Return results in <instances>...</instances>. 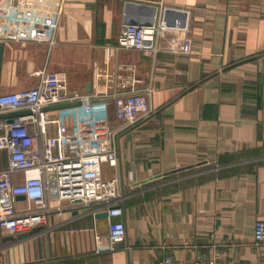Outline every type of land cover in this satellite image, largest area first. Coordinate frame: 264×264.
<instances>
[{
    "label": "crops",
    "instance_id": "obj_1",
    "mask_svg": "<svg viewBox=\"0 0 264 264\" xmlns=\"http://www.w3.org/2000/svg\"><path fill=\"white\" fill-rule=\"evenodd\" d=\"M60 3L0 0V94L48 72L72 91L111 93L134 73L152 112L119 132L117 166L103 164L118 178L127 234L111 249L102 205L65 200L28 235L3 236L0 264H264L254 238L264 219V0H64L52 38ZM155 14L157 50L108 52L123 24ZM185 40L189 52L172 48ZM93 99L118 126L113 98ZM76 110H49L60 120L50 133L71 132Z\"/></svg>",
    "mask_w": 264,
    "mask_h": 264
},
{
    "label": "built area",
    "instance_id": "obj_2",
    "mask_svg": "<svg viewBox=\"0 0 264 264\" xmlns=\"http://www.w3.org/2000/svg\"><path fill=\"white\" fill-rule=\"evenodd\" d=\"M61 3L64 0H60ZM49 24L52 36L57 32L60 12ZM157 14L151 22H128L121 26L117 44L108 52L120 49L154 51L159 47L160 24ZM3 21H7L4 9ZM176 52H189L191 41L173 45ZM134 71L132 66L120 67ZM105 72H96L97 80ZM134 73L130 74L111 93L78 92L69 89L66 78L57 72L44 74L39 83L30 88L0 94V114L21 109L31 113L8 118L0 117V155L5 153L7 165L0 168V240L6 234L29 232L45 224L50 214L63 210L65 200H81L87 204L98 203L108 211L110 248L126 237L127 227L123 219L124 207L119 203L118 178L104 177L103 164H118L117 136L120 131L133 126L152 112L146 95L135 86ZM111 96L118 126L109 119L97 115L93 98ZM83 100V104L71 108L75 111V124L69 133H50L59 119L50 118L46 106ZM81 108V109H78ZM17 173H23L19 182ZM24 195L27 205H19L18 196ZM256 244H264V219L254 225ZM163 264H174L168 256ZM194 264H214L206 257H199Z\"/></svg>",
    "mask_w": 264,
    "mask_h": 264
},
{
    "label": "water",
    "instance_id": "obj_3",
    "mask_svg": "<svg viewBox=\"0 0 264 264\" xmlns=\"http://www.w3.org/2000/svg\"><path fill=\"white\" fill-rule=\"evenodd\" d=\"M3 47V46H2ZM1 59H2V54L0 56V63H1ZM88 91H90V85L88 86ZM83 104V100H75V101H67V102H61V103H56V104H52L49 106L45 107V110H55V109H66V108H71L74 106H78ZM31 113V111L29 109H21V110H16V111H12L9 113H2L0 115L1 118H8V121L11 122L14 120L15 117L21 116V115H25V114H29ZM21 197H25L24 195H19ZM18 196V197H19ZM99 217H107L108 216V211H101L99 213L96 214ZM30 233L29 232H22L19 233L17 236L18 237H22V236H26ZM11 237H15V236H11Z\"/></svg>",
    "mask_w": 264,
    "mask_h": 264
}]
</instances>
